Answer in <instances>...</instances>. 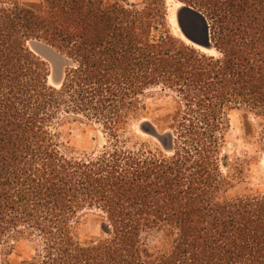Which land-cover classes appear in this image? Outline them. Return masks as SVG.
Returning a JSON list of instances; mask_svg holds the SVG:
<instances>
[{
  "label": "trees",
  "instance_id": "trees-1",
  "mask_svg": "<svg viewBox=\"0 0 264 264\" xmlns=\"http://www.w3.org/2000/svg\"><path fill=\"white\" fill-rule=\"evenodd\" d=\"M175 1L210 48L171 33L166 0H0V264L23 241L19 264H264V173L233 193L250 160L223 153L232 111L264 121V0ZM29 41L69 61L59 85ZM142 119L165 147L131 144ZM67 120L105 144L77 151Z\"/></svg>",
  "mask_w": 264,
  "mask_h": 264
},
{
  "label": "rangeland",
  "instance_id": "rangeland-1",
  "mask_svg": "<svg viewBox=\"0 0 264 264\" xmlns=\"http://www.w3.org/2000/svg\"><path fill=\"white\" fill-rule=\"evenodd\" d=\"M27 1V0H25ZM28 1H38V0H28ZM167 3V12H168V22L170 26L171 33L179 38L185 39L178 28L176 29L171 22V15L177 11L180 7V3H177L175 0H166ZM179 6H177V5ZM189 41V40H187ZM50 65V64H49ZM50 80V77H49ZM51 82V81H50ZM153 95H146L144 101L148 105L154 107L165 105L169 102L170 93H160L158 90H153L151 92ZM148 120L142 119L141 121H131V127H129V132L125 135L131 137V144L137 142H146L152 147L156 143V139L152 136L143 133L139 129V125ZM245 121H249L253 128L257 131L264 129V121L261 119L255 118L250 115L247 119L243 118L241 112L232 111L229 115V129L227 132V143L223 149L224 155H227L230 158H239L241 160H250V163L247 164L245 171V182L237 184L233 189V193H240L244 190L246 185L256 186L261 183L262 174L264 173V155L258 151V148L255 144L248 142L242 137L241 126ZM80 124L72 120H67L65 124L60 126L59 130L61 131L63 137L69 140L68 145L74 147L77 151H83L82 147L87 148L85 151H92L100 149L101 146L105 144V137L102 133H98V140L95 142H90L91 131H87L85 134H81L79 130ZM251 127V128H252ZM133 133L135 135H133ZM258 159L261 161L258 163ZM82 231L84 234L88 235H99L101 233V224H98L90 214L82 218ZM32 243L29 241H23L16 244L15 249L11 255V260L13 264H19V262L25 258H28L32 254Z\"/></svg>",
  "mask_w": 264,
  "mask_h": 264
},
{
  "label": "water",
  "instance_id": "water-1",
  "mask_svg": "<svg viewBox=\"0 0 264 264\" xmlns=\"http://www.w3.org/2000/svg\"><path fill=\"white\" fill-rule=\"evenodd\" d=\"M186 10H188V11H190V12H192L198 16L200 15L198 12L193 10L191 7L181 4L180 7L175 12V21H176V25H177L178 30L180 31L182 36L185 39L189 40L190 42H192L194 44H198V45L205 47V48H210L208 38H206L205 44H199V43L195 42L186 32L185 27L183 26L182 21H181V14H182V12H184ZM28 45H29V48L31 49V51H33L36 55H38L39 57H41L43 60L47 61L50 64V67H51L50 81H51V83L55 84V85L60 84L62 81V78H63L64 69L69 64V61L66 58H64L61 54H59L57 51H55L53 48H51L50 46H48V45H46L40 41H29ZM139 129L143 133H146V134L152 136L159 143H161L163 145L162 134L151 129L148 126L147 122L141 123L139 125ZM101 230L102 231L106 230L104 225H101Z\"/></svg>",
  "mask_w": 264,
  "mask_h": 264
},
{
  "label": "bare ground",
  "instance_id": "bare-ground-1",
  "mask_svg": "<svg viewBox=\"0 0 264 264\" xmlns=\"http://www.w3.org/2000/svg\"><path fill=\"white\" fill-rule=\"evenodd\" d=\"M176 5H177V4H176ZM177 6H179V5H177ZM170 20H171V22L173 23L174 27L177 29V25H176L175 15H174V14L171 15ZM58 85H59V84H58ZM56 86H57V85H56Z\"/></svg>",
  "mask_w": 264,
  "mask_h": 264
}]
</instances>
